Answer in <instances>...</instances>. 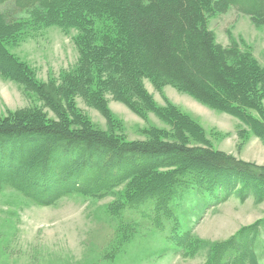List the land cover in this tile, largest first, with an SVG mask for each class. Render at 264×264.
Listing matches in <instances>:
<instances>
[{"label":"trees","instance_id":"trees-1","mask_svg":"<svg viewBox=\"0 0 264 264\" xmlns=\"http://www.w3.org/2000/svg\"><path fill=\"white\" fill-rule=\"evenodd\" d=\"M10 3L19 12L43 10L71 22L81 32L83 57L71 80L39 84L3 52L2 39L15 26L0 13V70L8 66L9 78L38 94L58 118L36 111L0 117V193L15 192L50 207L72 196L103 199L125 186L112 203L113 215L122 225L161 232L178 247L199 243L182 231L175 208L181 191L197 187L213 206L239 188L243 200L254 193L264 201L263 166L200 144L193 122L174 108L159 109L144 88L145 81L158 89L173 87L264 139V67L248 52L219 45L209 28L211 18L230 10L264 25V0H0V7ZM86 92L95 100L111 94L140 115L156 114L173 137L157 131L147 140L130 141L99 131L69 106L61 110L60 101ZM94 106L103 111L102 102ZM260 228L264 218L212 243L208 264H227L241 239Z\"/></svg>","mask_w":264,"mask_h":264},{"label":"rangeland","instance_id":"rangeland-1","mask_svg":"<svg viewBox=\"0 0 264 264\" xmlns=\"http://www.w3.org/2000/svg\"><path fill=\"white\" fill-rule=\"evenodd\" d=\"M0 13L15 26L13 34L4 35L1 42L13 65H23L39 84L61 86L73 78L83 56L81 32L71 22L49 17L43 10L19 12L11 3L2 5ZM209 28L219 45L248 52L264 67V25L230 10L211 18ZM6 67L0 70V117L36 111L57 121L38 94L9 78ZM144 88L159 109L174 108L190 119L196 126L190 130L200 144L264 167V139L258 131L173 87L158 89L145 81ZM102 98L95 100L86 92L84 97L60 101L61 110L69 106L99 131L130 141L147 140L157 131L170 140L173 137L171 128L156 114H137L111 94ZM94 101L103 103V111ZM124 189L103 199L72 196L50 207L33 205L15 192L0 193V264H208L212 243L225 242L264 218L263 194L253 193L243 200L239 188L228 201L213 206L210 195L188 188L178 194L175 208L182 231L192 232L191 240L202 247L197 249L199 243L178 247L175 239L167 240L161 232L121 224V217L113 215L112 203ZM241 242L227 264H264L263 228Z\"/></svg>","mask_w":264,"mask_h":264}]
</instances>
